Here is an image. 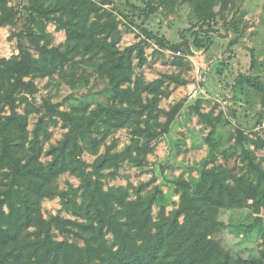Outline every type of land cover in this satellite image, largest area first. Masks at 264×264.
Returning <instances> with one entry per match:
<instances>
[{"label": "trees", "instance_id": "trees-1", "mask_svg": "<svg viewBox=\"0 0 264 264\" xmlns=\"http://www.w3.org/2000/svg\"><path fill=\"white\" fill-rule=\"evenodd\" d=\"M238 1L182 0L195 16L189 29L192 40L172 42L147 25L159 12L160 0H22L15 5L0 0V27L21 21L22 28L14 35L27 41H19L18 54L0 58V264H264V255L233 253L213 237V207L244 208L252 205L250 201L264 207V167L242 128L236 127L234 143L223 145L221 114L204 112L201 100L194 108L210 126L204 137L208 152L187 168L188 177L169 180L179 194L171 211L162 201L160 184L146 191L156 176L138 185L129 181L127 186L105 187V178L119 176L126 162L145 166L154 142L170 132L183 102L169 110L160 107L162 97L170 93L163 88L164 81L187 82L179 74H163L155 82L136 75V66L148 62L145 40L121 48L122 20L136 24L160 48L183 53L175 56L181 65L192 47L209 46L220 22L226 33H234L231 43L244 36L243 14L236 12L231 18L227 14ZM50 22L65 31L63 44H52ZM56 74L73 90L86 92L80 96L73 92L57 103L39 98L36 80L52 82ZM241 79L243 92L248 84L264 99L259 78ZM65 103L69 107L62 109ZM34 112L39 117L30 129ZM161 115L166 116L164 122ZM59 120L68 130L45 149L51 124ZM126 127L132 137L125 148L115 150V140L106 143ZM85 152L96 159L86 161ZM43 155L50 160L44 162ZM219 155L225 164L217 163ZM234 155L242 163L239 168L229 165ZM66 172L76 175L80 185L61 189L57 181ZM55 197L75 219L44 216L43 200ZM214 221L218 230L225 225L218 218Z\"/></svg>", "mask_w": 264, "mask_h": 264}, {"label": "rangeland", "instance_id": "rangeland-1", "mask_svg": "<svg viewBox=\"0 0 264 264\" xmlns=\"http://www.w3.org/2000/svg\"><path fill=\"white\" fill-rule=\"evenodd\" d=\"M160 1L162 3L159 12L148 20V27L165 35L172 42H179L185 37L192 40L189 29L196 21L192 6L183 3L182 0ZM19 2L22 0H11L14 5ZM137 2L141 3L140 0ZM218 9L219 6L216 7V10ZM236 12L238 16L243 14L242 27L246 28L244 36L237 43H231L235 38L234 33H226L220 22L217 25L218 31L212 33L209 46L192 47V53L185 55L181 65L175 63V56H183V53L160 48L155 41L146 38L136 24L122 20L118 37L121 48L141 39L145 40L148 62L143 67L136 66V75H144L146 81L155 82L163 74H179L187 82L177 84L169 83L168 79L164 81L162 86L170 93L162 97L160 107L169 110L175 103L183 102V107L176 116L170 132L154 142V151L148 154L145 166L138 167L126 162L121 167L119 176L105 178L106 188L112 185L127 186L129 181L138 185L156 176V181L149 185L146 191L160 184L164 190L162 201L167 206V212L171 211L179 203V194L173 189L169 180L179 175L188 177L187 168L200 162L208 152V144L204 137L209 133L210 126L204 123L195 111L194 106L198 100L203 102L201 109L204 112L221 114V130L225 135L223 145L228 142L234 143L233 133L236 127L242 128L248 137L250 147L255 150L264 167V99L261 93L248 84H245L246 91L243 92L241 88L243 75L257 77L264 83V0H240L227 14L231 18ZM21 28V21L16 26L0 27V58H10L18 54L19 41L27 42L25 38L14 35L20 32ZM47 31L53 34L52 44L59 45L65 42L67 37L65 31L58 30L54 22L48 24ZM34 53L38 55L36 51ZM55 76L56 79L52 82H49L48 78L36 80L39 98H50L57 103L73 92L77 96L86 92L84 89L73 90L66 79H62L58 74ZM194 87L202 91L197 98L191 99L189 95ZM68 107V103L61 106L62 109ZM19 110L23 113L24 105ZM38 117L35 112L29 116L30 129L33 128ZM160 120L164 122L166 116L161 115ZM224 122L228 123L223 126ZM50 130L52 136L50 141L45 143V149L51 143H57L68 128L59 120L57 124H51ZM131 137L130 128L126 127L114 133L106 143L110 144L115 140L117 142L115 150H122L131 142ZM104 151L105 146H102L101 152ZM50 158L43 155L42 160L46 162ZM84 159L93 162L96 155L85 152ZM217 163H226L222 155H219ZM229 165L241 167L239 156L234 155ZM193 174L198 176L196 170ZM80 182L76 175L66 172L58 178L57 184L61 189H65L69 184L79 186ZM250 202L252 205L244 208L217 210L213 207L210 220L214 230L213 237L233 253H242L245 256L264 255V207L260 203ZM159 209L157 204L154 205L156 217ZM42 211L46 218L59 214L75 219V216L63 209L59 197L45 198L42 202ZM215 218L225 222L220 230H218L219 225L214 221ZM247 228L252 231L246 232ZM55 233L57 238H63L58 230H55ZM107 237L112 240V234H108ZM70 238L76 240L73 236ZM77 240L81 245L83 244L82 240Z\"/></svg>", "mask_w": 264, "mask_h": 264}, {"label": "built area", "instance_id": "built-area-1", "mask_svg": "<svg viewBox=\"0 0 264 264\" xmlns=\"http://www.w3.org/2000/svg\"><path fill=\"white\" fill-rule=\"evenodd\" d=\"M201 91L202 90L200 88L194 87V88H192L189 97L191 99H195L198 97V95L201 93Z\"/></svg>", "mask_w": 264, "mask_h": 264}]
</instances>
